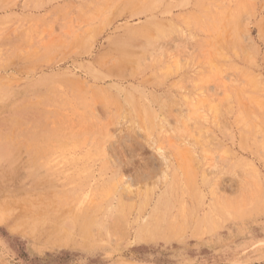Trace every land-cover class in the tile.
I'll return each mask as SVG.
<instances>
[{
  "label": "rangeland",
  "instance_id": "374dc122",
  "mask_svg": "<svg viewBox=\"0 0 264 264\" xmlns=\"http://www.w3.org/2000/svg\"><path fill=\"white\" fill-rule=\"evenodd\" d=\"M0 264H264V0H0Z\"/></svg>",
  "mask_w": 264,
  "mask_h": 264
},
{
  "label": "bare ground",
  "instance_id": "6f19581e",
  "mask_svg": "<svg viewBox=\"0 0 264 264\" xmlns=\"http://www.w3.org/2000/svg\"><path fill=\"white\" fill-rule=\"evenodd\" d=\"M75 146V145H74Z\"/></svg>",
  "mask_w": 264,
  "mask_h": 264
}]
</instances>
